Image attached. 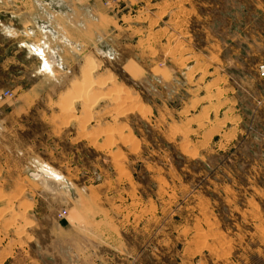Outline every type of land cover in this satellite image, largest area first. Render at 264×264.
<instances>
[{
    "label": "rangeland",
    "instance_id": "1",
    "mask_svg": "<svg viewBox=\"0 0 264 264\" xmlns=\"http://www.w3.org/2000/svg\"><path fill=\"white\" fill-rule=\"evenodd\" d=\"M0 264H264V0H0Z\"/></svg>",
    "mask_w": 264,
    "mask_h": 264
},
{
    "label": "bare ground",
    "instance_id": "2",
    "mask_svg": "<svg viewBox=\"0 0 264 264\" xmlns=\"http://www.w3.org/2000/svg\"><path fill=\"white\" fill-rule=\"evenodd\" d=\"M81 79H83V78H81ZM79 80H80V79H79ZM83 81H84V80H83ZM75 99H76V98H75ZM69 105H70V104H69ZM70 106H71V105H70ZM70 106H67V107H66V108H67L66 110H67V111L69 110V112H70V109H71ZM68 107H69L70 109H68ZM67 111H66V112H67ZM48 172H49V171H48ZM48 172H47V173H48Z\"/></svg>",
    "mask_w": 264,
    "mask_h": 264
},
{
    "label": "crops",
    "instance_id": "3",
    "mask_svg": "<svg viewBox=\"0 0 264 264\" xmlns=\"http://www.w3.org/2000/svg\"><path fill=\"white\" fill-rule=\"evenodd\" d=\"M46 59H47V58H46ZM46 59H45V60H46ZM73 99H74V98H73Z\"/></svg>",
    "mask_w": 264,
    "mask_h": 264
}]
</instances>
